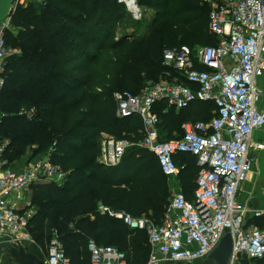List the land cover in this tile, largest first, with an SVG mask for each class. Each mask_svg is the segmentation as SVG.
<instances>
[{"label": "trees", "instance_id": "obj_1", "mask_svg": "<svg viewBox=\"0 0 264 264\" xmlns=\"http://www.w3.org/2000/svg\"><path fill=\"white\" fill-rule=\"evenodd\" d=\"M136 2L154 15L134 22L130 32L135 34L129 39L128 34L111 39V21L124 18L122 6L130 13L118 0L33 1L11 15L17 35L10 37V30L6 34L7 43L22 53L8 60L0 89V112L5 114L0 140L8 141L4 159L9 165L21 161L29 149L33 155L47 149L51 161L69 173L61 186L32 187L35 212L27 232L45 256L51 231L56 230L70 264L90 263V242L117 248L127 264L147 262L146 232L100 213L98 206L160 223L172 189L156 156L138 145L143 136L140 117L117 116L114 93L138 95L150 72L155 80L165 73L185 83L177 70L163 65V50L216 43L208 31L210 7L203 0ZM22 105L36 110L33 119L19 114ZM153 110L159 137L168 140L183 135L184 122L209 121L216 108L212 101H194L176 110L160 100ZM102 133L130 143L115 166L97 160ZM174 160L180 188L192 200L199 170L196 156L177 153ZM239 264H264V258H244Z\"/></svg>", "mask_w": 264, "mask_h": 264}, {"label": "built area", "instance_id": "obj_2", "mask_svg": "<svg viewBox=\"0 0 264 264\" xmlns=\"http://www.w3.org/2000/svg\"><path fill=\"white\" fill-rule=\"evenodd\" d=\"M44 4L46 0H15L8 17L0 23V89L7 76V63L17 55L7 43L11 15L30 2ZM210 7L208 31L215 35L211 46H175L163 50L162 63L174 68L184 82H158L145 87L138 95L116 92L117 116L137 114L143 127L138 145L151 151L161 172L177 177V153L196 156L199 170L194 180L192 200L180 187L173 190L160 223L147 216L133 217L124 212L98 206L100 213L121 219L130 229L144 230L150 247L145 264L167 261L193 263L204 259L229 229L233 240L229 264L242 259L264 258V208L251 210L263 225L246 224L250 211L235 195L250 167L251 149L263 150L264 139L253 141L256 130H264V0H203ZM134 17L139 16L135 0H118ZM166 100L176 110L194 101H212L216 111L207 122H184L183 135L162 140L153 108ZM28 119L34 108L19 111ZM5 114L0 112V126ZM8 141L0 140V238L9 242H33L27 224L35 209L31 205L32 187L41 183L61 186L68 172L51 161L50 153L26 161L20 168L6 165L4 152ZM103 155L98 161L117 165L130 143L108 136L102 139ZM264 195V186L262 188ZM89 264H127L126 256L109 245L89 243ZM47 264H70L56 230L51 231L44 256Z\"/></svg>", "mask_w": 264, "mask_h": 264}, {"label": "water", "instance_id": "obj_3", "mask_svg": "<svg viewBox=\"0 0 264 264\" xmlns=\"http://www.w3.org/2000/svg\"><path fill=\"white\" fill-rule=\"evenodd\" d=\"M15 0H0V23L4 21ZM100 164L103 162L99 161ZM7 237L0 238V252L3 264H47L43 252L33 242H9ZM233 240L229 229H225L219 242L208 255L202 259L187 263L167 261L162 264H229L232 257Z\"/></svg>", "mask_w": 264, "mask_h": 264}, {"label": "crops", "instance_id": "obj_4", "mask_svg": "<svg viewBox=\"0 0 264 264\" xmlns=\"http://www.w3.org/2000/svg\"><path fill=\"white\" fill-rule=\"evenodd\" d=\"M136 1V0H135ZM138 9L141 11L148 10L151 12L152 9L145 8L140 6L136 2ZM153 11V10H152ZM264 76L259 79L260 82H263ZM264 139V130L259 129L254 131L252 140L259 141ZM249 157L251 159V167L246 176V178L241 182L236 191V199L247 206L250 210L245 218L246 224L256 223L263 225L261 219H255L252 217L253 213L251 210H258L264 208V195L262 194V188L264 186V149L263 150H254L251 149L249 152ZM26 157H23L18 163H12V168H20L25 162ZM171 189H174L170 184ZM176 189L180 187L179 181L175 184ZM31 194V193H30ZM3 264V260L1 261Z\"/></svg>", "mask_w": 264, "mask_h": 264}, {"label": "rangeland", "instance_id": "obj_5", "mask_svg": "<svg viewBox=\"0 0 264 264\" xmlns=\"http://www.w3.org/2000/svg\"><path fill=\"white\" fill-rule=\"evenodd\" d=\"M36 6H38V5H36ZM123 7L124 6H122L121 11L124 14L123 15L120 14V15H122L124 18L123 19L120 18L119 20L118 19H114V20L111 21V24L113 23L112 25H113V28H114L113 29L114 35H112L111 39H114V40L119 39L121 36H123L125 34H128V35H126L125 39H129L131 37V35L135 34V33L130 32L131 29H133L135 27L134 26V22L140 20L142 17L146 18V19H150L151 16L154 15V12L152 10L150 12L148 10L141 9V11L139 10L140 11L139 12V16H137V19H136V17H134L132 13H127L125 11L123 12V10L125 9V8L123 9ZM146 31H147V29L146 30L145 29L142 30L141 34H144ZM9 33H10V37H14L15 35H17L16 28L14 26H11ZM11 44H12L11 47L17 50V52H18L17 55H21L22 51L19 49V47L14 45L12 42H11ZM148 76H149L148 78L144 79L145 80V82H144L145 84L140 88L139 92L141 90H143L145 87H147L148 85L153 84L154 82H172L173 81V77L171 75L165 74V73L159 74L156 80L152 77L153 76L152 72H150L148 74ZM135 93H137V92H135ZM19 109H23L24 112H27V111H29L30 108L25 106V105H22ZM108 136L109 135L104 134V133L100 134L98 136L99 137V144L101 143L102 139L104 140ZM101 147H102V144L100 145V154L97 156V160L100 159L102 157V155H103V150H102ZM127 148H125V151H126ZM47 152H48V150L46 149V150L41 151V152H36L33 155L32 151L29 149L24 156L27 157L26 161L30 162L33 158L41 157ZM16 163H18V162H16ZM11 165L12 164H9L10 167H11ZM177 180H178V177H169V183L174 188V189H172V191L176 189L175 184L177 183ZM30 196H31V194H30ZM33 205L35 206V203H33ZM1 261H2V254L0 252V264H2Z\"/></svg>", "mask_w": 264, "mask_h": 264}]
</instances>
